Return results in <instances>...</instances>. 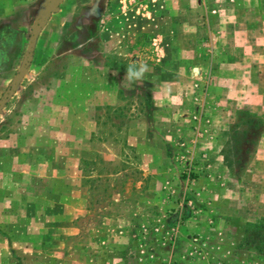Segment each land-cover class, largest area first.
<instances>
[{
  "label": "rangeland",
  "instance_id": "374dc122",
  "mask_svg": "<svg viewBox=\"0 0 264 264\" xmlns=\"http://www.w3.org/2000/svg\"><path fill=\"white\" fill-rule=\"evenodd\" d=\"M47 2L0 0V99ZM35 37L0 111V264H264V127L223 160L238 110L264 122V0H61Z\"/></svg>",
  "mask_w": 264,
  "mask_h": 264
},
{
  "label": "trees",
  "instance_id": "16d2710c",
  "mask_svg": "<svg viewBox=\"0 0 264 264\" xmlns=\"http://www.w3.org/2000/svg\"><path fill=\"white\" fill-rule=\"evenodd\" d=\"M100 15V13H99ZM264 127V122L262 118L257 115L246 111L238 110L237 111V120L231 128L228 141L225 142V145L230 142V144L223 149V160L224 164L232 168L234 164L238 165L239 163V154L241 153V144H245L243 153L248 157L251 154L252 149L255 147L259 137L262 135ZM235 167V166H234ZM242 166H239L240 169ZM188 215V212L187 214ZM264 221V218H261V222ZM251 226H260L261 223H249Z\"/></svg>",
  "mask_w": 264,
  "mask_h": 264
},
{
  "label": "built area",
  "instance_id": "2783aa9c",
  "mask_svg": "<svg viewBox=\"0 0 264 264\" xmlns=\"http://www.w3.org/2000/svg\"><path fill=\"white\" fill-rule=\"evenodd\" d=\"M193 120L195 121V133L196 138L200 135V117L194 116ZM195 146H196V139L191 140L190 144L186 146V142H182L180 144V147L184 149L181 153H179L176 157V159L182 163V173L185 175L186 185H192L195 181V178L193 177V174L195 173L197 162H195L194 154H195ZM206 154V153H205ZM206 156H204V159L202 158L201 161L205 163L204 167L209 168L211 167V164L207 159H205ZM186 204H190V201L185 202ZM182 204V203H181ZM182 207V206H181ZM173 219L176 220L179 216H177L176 211L173 213ZM174 231V229H173ZM192 257V254H185L180 255L178 258H175L173 261H169L167 264H188V261ZM217 264H221L218 262Z\"/></svg>",
  "mask_w": 264,
  "mask_h": 264
},
{
  "label": "water",
  "instance_id": "95a60500",
  "mask_svg": "<svg viewBox=\"0 0 264 264\" xmlns=\"http://www.w3.org/2000/svg\"><path fill=\"white\" fill-rule=\"evenodd\" d=\"M61 0H48L46 4V11L42 13L32 24L31 33H30V46L25 52L24 59L25 64L20 69L19 73L11 80L10 88L4 93V95L0 99V111L4 106L6 99L8 96L12 95L15 92L17 83L22 77L26 74L29 62L32 58L33 49L36 43L35 32L42 26L47 23V17L51 14L54 9H58V5Z\"/></svg>",
  "mask_w": 264,
  "mask_h": 264
},
{
  "label": "crops",
  "instance_id": "0c3cea01",
  "mask_svg": "<svg viewBox=\"0 0 264 264\" xmlns=\"http://www.w3.org/2000/svg\"><path fill=\"white\" fill-rule=\"evenodd\" d=\"M222 56L225 57L224 53H222ZM255 105H259V103L255 104ZM219 157H222V156H219Z\"/></svg>",
  "mask_w": 264,
  "mask_h": 264
}]
</instances>
